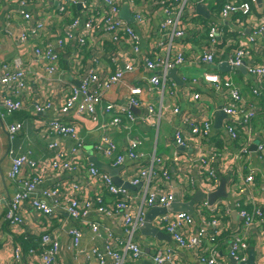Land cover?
<instances>
[{
	"label": "crops",
	"instance_id": "crops-1",
	"mask_svg": "<svg viewBox=\"0 0 264 264\" xmlns=\"http://www.w3.org/2000/svg\"><path fill=\"white\" fill-rule=\"evenodd\" d=\"M192 1L194 7L189 8L185 16L187 21L193 20L189 26L190 30L184 40L176 42L185 49V63L175 69L179 81L168 77L169 85L165 96L160 98L155 92L145 90L141 96L144 105L129 109L126 99L129 89L134 85L141 87L144 84L142 80L147 77V71L140 66L135 72L125 74L118 85L105 93L102 103L96 107L95 119L90 120L85 116H78L74 110L61 111L65 99L61 81L77 85L80 79L86 77L94 63L99 66L101 73L107 74L125 61L120 59L114 62V54L108 50H96L90 43L93 40L91 39L83 50L82 68L75 69L73 63L77 58L76 38L80 33L81 22H78L76 27H72V23L79 21L78 18L83 15L82 5L79 9L77 5H68L65 17L53 13L55 14L53 18L48 14V10H57L55 2L28 1L25 11L31 16L28 20L30 32L26 34L28 42L22 43L20 37L24 20L19 15L16 0H0V64L21 66L30 85L29 90L21 95L20 110L8 113L4 108H0V264H42L37 255L34 256L29 251L33 250L35 254L41 252L43 235L49 236L57 243L56 260L60 264H98L92 255V249L105 245V229H109L115 238L125 243V232L116 219L110 220L91 212L86 221L98 225L97 236L87 228V225L75 222L67 215L65 205L73 185L80 189L81 199L92 198L99 192V186L89 182L86 172H78L77 169H81L79 166L72 171L56 174L47 172L32 193L33 200H39L52 208L51 215L37 213L29 202L25 201L21 207L23 217L21 225L10 224L4 218L6 206L18 190L17 185L7 176L13 156L29 153L31 159L42 161L63 153L85 169L92 166L89 159L93 156L101 163L113 167L111 159L103 158L94 151V146L101 137L112 140L120 155H126L131 141L139 142L138 158L131 159L126 156L122 164L117 166L120 167V171L113 179V182L119 183L120 186L128 184L131 187L125 190L136 207L139 206L144 189L143 186H131L130 178L141 168L148 167L153 159L160 161L159 164L169 173L168 179L161 180L163 189L169 191L172 196L178 193L182 202L190 200L198 193L204 194L205 186L200 165L201 159H204L211 166L215 176L217 183L215 191L221 182H224L227 197L219 198L212 205L205 200L194 206L195 223L190 228L189 235H195L198 230H203L204 237H207L214 231L212 222H218L220 228L217 237L218 252L222 257L220 262L238 264L228 258V252L231 236L242 227L243 220L239 210L243 208L251 211L254 200L260 205L264 218V194L261 191L264 184V162L256 160L255 149L254 151L251 149L252 146L256 148L264 134V97L255 99L257 104H254V111L258 113L256 118L248 127L239 126L236 140L231 141L225 130L228 117L221 110L223 105L229 103V99L215 94L204 82V75L219 74L227 87H238L248 100L252 98L250 93L252 86L264 87V83H260L257 77L246 71L245 74L235 69L220 72L215 68L221 64L224 56L241 47L249 53L246 59L248 67H264V43L254 34L264 26L262 11L264 0H255L249 15L236 14L223 20L219 15L221 9L219 0L208 2V7L195 5L198 0ZM138 11L144 20V29L140 31L139 48L141 51L151 52L156 43L161 42L156 32L160 13L155 5H149L146 1L141 2ZM39 22L45 26L41 30L36 29ZM207 23H211L224 35L219 43L220 54L211 65L199 62L202 50L203 52L208 50L207 34L200 32L201 26L204 29ZM67 35L70 42L58 45V41H62ZM47 49H51L55 57L53 64L56 71L53 75L46 72L40 56L35 54L36 50L43 52ZM122 53L125 56L131 55L128 48L122 49ZM194 94H198L199 98L194 99ZM3 96L4 93L0 91V99ZM107 105H112L114 110L116 108L130 110L133 121L123 118V122L112 125L111 117L104 115V108ZM148 105L153 106L157 113L158 110L161 111L158 126H151L147 122ZM37 108L41 111L37 112ZM175 108L177 113H174ZM51 119L77 124L80 137L78 142L62 138L57 141L55 148L49 149L43 122ZM206 120L211 122V131L207 137L198 135L190 141L187 140V147H179L174 143L173 135L176 131L181 132L185 139L191 138L190 125L201 127ZM14 122L22 124V131L11 139L6 127ZM245 144L249 145V155L239 153V149ZM175 158L179 159L178 166L174 162ZM158 169L156 167V171ZM251 171H254L253 185L245 182ZM28 175L29 171L26 169L21 173L24 178ZM53 190H56L53 198L44 195ZM104 198L108 199L106 194ZM213 209L214 212H211ZM154 222L155 219L152 222L153 227ZM77 225L82 235L77 248L74 249L69 231ZM245 237L242 262L264 264V225L247 229ZM132 242L141 248L142 254L138 260L126 261L124 264L145 262L150 264L152 256L159 249H169L173 253V264H201L195 249L182 250L177 248L173 241L166 242L144 236L140 229L134 234ZM15 247L21 250L19 259H15L13 255ZM211 247L209 240H204L203 249L206 255ZM118 248L122 253V245ZM105 264H112L111 260L106 258Z\"/></svg>",
	"mask_w": 264,
	"mask_h": 264
},
{
	"label": "built area",
	"instance_id": "built-area-1",
	"mask_svg": "<svg viewBox=\"0 0 264 264\" xmlns=\"http://www.w3.org/2000/svg\"><path fill=\"white\" fill-rule=\"evenodd\" d=\"M28 1L33 0H16L19 7V15L24 20L22 25V34L20 42L27 43V33L30 32L28 20L31 16L25 11ZM39 1V0H34ZM42 2H51L57 4V10H48V14L55 18L58 15L67 14L68 5L75 6L79 4V0H40ZM142 1H146L149 5H155L160 13V19L156 32L161 38L160 43L152 48V51H141L139 41L141 38L140 31L144 29V20L138 11V7ZM216 0H198L195 5L208 7V2ZM221 9L219 12L220 18L227 19L236 14L249 15L251 5L255 0H221ZM128 4L132 24H127L122 20H118L116 15L124 4ZM83 15L78 18L79 21H74L72 27H76L78 22H81V29L76 38L77 58L74 60L75 69L82 68L84 60V48L88 41L96 50H108L114 54L113 61L123 59L125 62L120 66H115L111 73H101L99 66L94 63L87 72L85 78L78 81L77 85L67 82H62L63 95L65 96L62 112L74 110L78 116H85L90 120L95 119L96 107L102 103L104 95L112 87L118 85L125 74L133 73L143 67L147 71L146 79L142 80L144 84L141 87L134 85L128 91L127 104L128 108L141 107L144 102L141 98L143 91L155 92L160 98L165 96L168 90L169 78L168 73L171 70L181 67L185 63L184 47L176 44L177 41L184 40L187 32L190 30L191 21H187L185 16L189 8H193L192 0H82L81 2ZM102 5L103 7H100ZM189 11V10H188ZM264 13V7L262 9ZM44 26L42 22L37 23L36 29L41 30ZM137 32H136V31ZM201 33H206L208 37V50H202L199 62L205 65L214 63L215 58L220 54L219 43L223 38L222 32L218 31L211 23H207ZM264 43V26L260 27L257 33ZM65 42H70V37L67 35L62 41H58V45ZM128 48L131 55L125 56L122 49ZM36 55L40 56L42 64L49 75H53L56 71V66L53 64L55 57L51 49L46 51H35ZM248 52L244 48H238L230 55L224 56L220 63H226L234 68L244 64L245 71L250 75L257 77L260 83H264V67H248L246 59ZM204 82L219 96H226L229 99L227 105L221 107L222 112L228 117L225 124V130L230 136L231 141L237 138V128L241 125L250 126L251 122L258 114L254 111V104H257L256 98L264 97V87L257 88L252 86L251 100L245 98L238 87H227L219 74L207 73L204 75ZM28 79L26 73L21 66H11L8 63L0 64V91L4 96L0 99V108L4 111L12 113L22 108L20 101L21 95L29 90ZM194 99H198L199 95L194 94ZM148 115L147 122L151 126H158L161 117V111L156 112L151 105L147 106ZM37 112L41 109L37 108ZM177 113V109H174ZM104 115L111 117V124L118 125L123 122L122 119L133 121L130 110L117 109L114 110L112 105H107L104 108ZM157 118V119H156ZM130 122V123H131ZM45 135L48 139V148L53 149L57 146V141L62 138H69L78 142L79 127L75 123H64L62 121L51 119L43 122ZM22 131V124L14 122L7 125L6 132L12 139ZM211 131V122L206 120L201 127L190 125L191 138H184L181 132L176 131L173 135L174 143L179 147H187V140L190 141L196 136L207 137ZM189 137V136H188ZM138 141H131L128 144L126 155L117 153L116 144L105 137H101L94 146L96 154L103 158L111 159L113 167L122 164L125 157L136 159L138 158ZM240 154L249 155V145L245 144L239 149ZM254 155L256 160L264 162V134L260 137ZM11 169L8 172V178L17 185V192L11 198L6 206L4 213L5 220L14 225H21L22 204L27 201L31 207L39 214L49 216L53 210L50 206L42 203L39 200H33L31 195L35 188L42 182L47 172L54 174L63 171L76 170L79 173L86 172L90 183H96L99 186V192L92 198L81 199L79 196L80 189L73 185L70 195L67 198L65 210L67 215L82 225H87V228L99 236V227L96 223L86 221L91 212L107 219H116L122 225L125 232L126 241L121 243L118 238H115L109 229L104 230V246L102 248L95 247L92 249V255L96 258L98 264H105V259L111 260L112 264H124L126 261L133 262L141 256V248L132 242L134 234L139 231L144 223L145 213L151 208H166L172 201V194L162 187L161 180L169 178V173L160 165V161L152 160L148 165L149 168H141L130 178V185L133 187L143 186L144 193L140 199L139 206L136 207L128 192L121 186L113 183L112 178L99 171L93 166L84 167L77 164L71 157H66L63 153L53 156L49 159L45 158L42 161L34 160L29 157V153L20 156H13L11 159ZM176 166L179 165V159L175 158ZM201 171L204 182V195L215 191L217 183L214 179V174L211 166L204 160L200 161ZM158 167V171H156ZM29 171L28 177L21 176L23 170ZM245 182L249 185L254 184V171L245 178ZM261 191L264 194V184L261 186ZM56 190L44 193L45 196L53 198ZM108 197L105 200L104 195ZM253 209L247 211L241 208L239 215L242 218V227L231 236L230 249L228 258L234 260L235 263L243 261V251L245 242V233L247 229L264 225L263 211L260 205L252 200ZM239 207V206H238ZM214 212V209L211 210ZM195 223L194 216L185 213H167L155 218L154 226L158 231L169 234L173 243L177 248L182 250L195 249L197 257L201 264H221L222 257L219 255V243L217 237L220 234L219 223L213 221L211 226L214 231L207 237H204L203 230H198L195 235H189L190 228ZM217 228V230H215ZM74 249L77 248L82 231L79 226L72 227L69 231ZM208 239L212 244L206 255L203 249L204 240ZM122 245V253L119 252V246ZM42 250L37 255L42 264H60L57 263V243L49 236L41 237ZM199 252V253H198ZM15 259L21 256L20 248L13 249ZM150 264H173V253L169 249L157 250L150 260Z\"/></svg>",
	"mask_w": 264,
	"mask_h": 264
},
{
	"label": "water",
	"instance_id": "water-1",
	"mask_svg": "<svg viewBox=\"0 0 264 264\" xmlns=\"http://www.w3.org/2000/svg\"><path fill=\"white\" fill-rule=\"evenodd\" d=\"M81 1L82 0H79V4L77 5L78 9L81 8ZM116 18L118 20H122V21L126 22L127 24L133 23V19L131 17L130 9H129V6L127 3L122 5L119 13L116 15ZM215 68L217 70H219L220 72H227L230 69H235V70H238V71L245 74L244 64H242L241 66L232 68V67L228 66L226 63H221V64L217 65ZM176 72H177V70H171L168 73V77L173 79L174 81H179V79L176 75ZM251 149L254 151L255 147L252 146ZM89 161L93 167H95L99 171L104 172V173L108 174L109 176H111L112 181H113V179H115V177L118 175V172L120 171V167L113 168L109 165L103 164L93 156L90 157ZM118 184L119 183H116L115 185L120 186ZM121 187H123L124 189H130L131 188L128 184H123ZM226 197H227V195L225 192V183L224 182H221L219 188L216 191H214L210 194H207V195L198 193V194L194 195L193 197H191L190 200H188L186 202L180 201L178 193H175V195L172 197V201L168 207H166V208L154 207L145 213V219H144V223H143L142 227L140 228V233L144 236H147V237H154L155 239H158V240H163L166 242H172L169 234H164V233L158 231L155 227H153L152 222L156 217L167 214V213H185L187 215L194 216L193 215L194 214V206L198 205L201 201L206 200V201H208L209 205H212L219 198H226ZM144 264H149V263L145 262ZM238 264H248V263L247 262H240Z\"/></svg>",
	"mask_w": 264,
	"mask_h": 264
},
{
	"label": "trees",
	"instance_id": "trees-1",
	"mask_svg": "<svg viewBox=\"0 0 264 264\" xmlns=\"http://www.w3.org/2000/svg\"><path fill=\"white\" fill-rule=\"evenodd\" d=\"M219 2H220V4H222V1L221 0H219ZM247 211L249 212V210L247 209Z\"/></svg>",
	"mask_w": 264,
	"mask_h": 264
}]
</instances>
